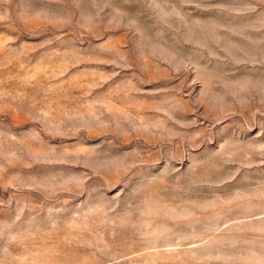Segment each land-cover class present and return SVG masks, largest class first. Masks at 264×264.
<instances>
[{
  "label": "rangeland",
  "instance_id": "1",
  "mask_svg": "<svg viewBox=\"0 0 264 264\" xmlns=\"http://www.w3.org/2000/svg\"><path fill=\"white\" fill-rule=\"evenodd\" d=\"M0 264H264V0H0Z\"/></svg>",
  "mask_w": 264,
  "mask_h": 264
}]
</instances>
